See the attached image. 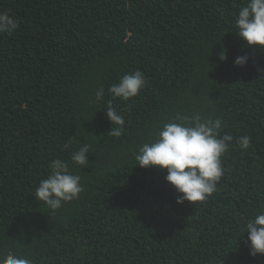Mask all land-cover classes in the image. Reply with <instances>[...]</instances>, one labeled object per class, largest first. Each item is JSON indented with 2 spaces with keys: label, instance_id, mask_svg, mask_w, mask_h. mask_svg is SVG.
I'll use <instances>...</instances> for the list:
<instances>
[{
  "label": "trees",
  "instance_id": "trees-1",
  "mask_svg": "<svg viewBox=\"0 0 264 264\" xmlns=\"http://www.w3.org/2000/svg\"><path fill=\"white\" fill-rule=\"evenodd\" d=\"M246 2L0 0L20 21L0 35V253L33 264H264L242 232L264 208V49L234 27ZM135 70L146 86L114 99L108 88ZM110 99L126 122L120 137L108 132ZM178 111L222 117V134L234 137L203 203H177L166 169L136 165ZM242 135L246 151L235 143ZM84 143L90 163L80 169L70 156ZM55 158L84 190L51 212L34 193Z\"/></svg>",
  "mask_w": 264,
  "mask_h": 264
},
{
  "label": "clouds",
  "instance_id": "clouds-1",
  "mask_svg": "<svg viewBox=\"0 0 264 264\" xmlns=\"http://www.w3.org/2000/svg\"><path fill=\"white\" fill-rule=\"evenodd\" d=\"M19 24L16 17L0 11V35L13 34ZM234 27L238 37L247 45L264 49V0H247L239 8ZM219 58L226 59V51H221ZM248 59L246 54L237 56L234 64L244 66ZM147 82L146 76L140 70H135L123 75L118 83H113L108 88V93L114 99L128 101L136 97ZM104 94L105 89L98 88L94 93V102L103 101ZM107 105L105 111L111 121L108 132L113 137H120L125 131V119L113 106L111 99L107 101ZM223 126V119L219 116L202 118L199 114L175 112L168 122L157 129L149 142L143 143L139 148L136 165L166 169L165 180L178 194H182L177 196V203H203L218 191L225 171L221 157L234 141L232 135L222 134ZM235 143L246 151L251 146V137L242 135ZM89 149L90 146L84 143L72 152L71 164L78 165L80 169L88 166ZM83 190L81 176L71 171L69 162L63 158H55L49 162V173L46 178L41 179L34 198L43 202L51 212H55L63 204L78 200ZM242 232L243 236L247 234V241L250 242L249 254H264V208L245 220ZM0 264H33V261L26 254L17 255L8 251L6 254L0 253Z\"/></svg>",
  "mask_w": 264,
  "mask_h": 264
}]
</instances>
